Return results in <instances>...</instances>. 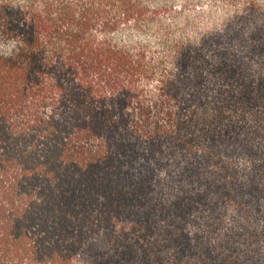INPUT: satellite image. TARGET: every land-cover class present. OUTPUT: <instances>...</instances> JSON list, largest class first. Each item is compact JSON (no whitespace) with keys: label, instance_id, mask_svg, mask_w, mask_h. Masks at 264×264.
<instances>
[{"label":"trees","instance_id":"1","mask_svg":"<svg viewBox=\"0 0 264 264\" xmlns=\"http://www.w3.org/2000/svg\"><path fill=\"white\" fill-rule=\"evenodd\" d=\"M0 264H264V0H0Z\"/></svg>","mask_w":264,"mask_h":264}]
</instances>
